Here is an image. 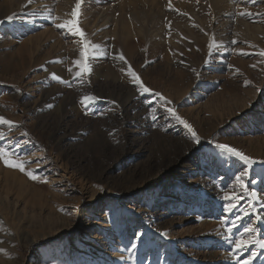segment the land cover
Returning a JSON list of instances; mask_svg holds the SVG:
<instances>
[{
  "label": "rangeland",
  "instance_id": "1",
  "mask_svg": "<svg viewBox=\"0 0 264 264\" xmlns=\"http://www.w3.org/2000/svg\"><path fill=\"white\" fill-rule=\"evenodd\" d=\"M77 2L0 0V264H264V0Z\"/></svg>",
  "mask_w": 264,
  "mask_h": 264
},
{
  "label": "snow or ice",
  "instance_id": "2",
  "mask_svg": "<svg viewBox=\"0 0 264 264\" xmlns=\"http://www.w3.org/2000/svg\"><path fill=\"white\" fill-rule=\"evenodd\" d=\"M80 8V3L79 0L76 4V10H74L70 15L72 17H78L79 15V10ZM241 15H251V13H244L241 12ZM9 20L13 19V17L9 16L8 17ZM54 19H59L54 18ZM57 28L60 29H66L67 33L70 34L71 36L74 37H79L78 40V44L81 45L80 47V51H79V56L80 58L75 60L73 63L75 66H77L79 68L78 71L74 72L73 74V78H81L83 79L84 76L88 73H90L91 68H90V64H89V59L90 58H96L98 56L104 55L105 53H103L100 50V45L98 44H94L91 40H89L87 38L86 33L79 27L78 24V20L77 19H68L65 20L62 23H57L56 24ZM264 54V53H262ZM120 60H124V56L121 54L119 56ZM69 71L71 72L72 69H69ZM128 74L129 76L132 78V82L134 84H138L140 87V90L142 92H148L150 91V89L146 88L143 86L142 82L140 81L139 76L135 73L134 70H132L131 65L128 66ZM56 79H59V77H54ZM66 84L70 85V81H63ZM157 96L160 95V93H156ZM96 98L93 96H85L82 98L81 103L85 104V106H87V103H91L95 100ZM153 113H155V109L152 110ZM168 111L175 116L176 120H178L180 123L184 124L185 128L189 129L191 136L194 138L195 142L197 144L200 143V137L197 135V133L195 132L194 129H192V126L190 124L187 123V121L181 119L175 112L173 109H168ZM155 115H153V119H155ZM0 125H7L9 127H12L14 125V122L11 120H7L4 117H0ZM3 134L0 133V137H2ZM216 147L218 149L221 150V152L226 153L229 156L232 157H236L238 158L241 162H243L245 165H248L249 167L255 163L254 160H252L250 157L246 156L245 154H243L242 152L238 151L237 149H235L234 147H231L229 145L226 144H217ZM0 159L3 160L4 164L8 167H13V168H17L19 169L21 172H26V174L31 178V179H37V177L35 175H33V173L31 171H26L25 169V164L27 163L26 161H22L19 159L18 156H16L15 153L8 151L7 149L0 147ZM248 173L247 171H242L240 175L236 176V181L240 184L241 187L246 188V185L244 183V180L242 179V177L247 176ZM253 196H255V193H253ZM226 200H230L233 197L231 196H225L224 197ZM236 199H238V197H236ZM235 207V204L230 203L228 205V211H231L232 208ZM231 231V229H229V232ZM246 232L248 233H254L255 230L251 229V228H246L245 229ZM226 239H229L228 237H226ZM229 242H231L235 249L243 252V251H247L248 250V246L251 244H258L260 248L264 249V240H260L255 238V236H251L249 239L245 240V239H240V240H230ZM251 255H255V253H252ZM236 264H248V261H244L241 260L239 256L236 257Z\"/></svg>",
  "mask_w": 264,
  "mask_h": 264
},
{
  "label": "bare ground",
  "instance_id": "3",
  "mask_svg": "<svg viewBox=\"0 0 264 264\" xmlns=\"http://www.w3.org/2000/svg\"><path fill=\"white\" fill-rule=\"evenodd\" d=\"M45 6H47V9H48V6H49L48 3ZM55 73L57 75H59V78L62 79V80L66 77V73H65L63 68L57 69V71ZM260 113L262 115V118H264V109H262V111Z\"/></svg>",
  "mask_w": 264,
  "mask_h": 264
}]
</instances>
